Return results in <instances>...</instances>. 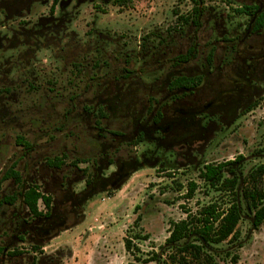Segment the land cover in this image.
Segmentation results:
<instances>
[{
    "label": "rangeland",
    "instance_id": "obj_1",
    "mask_svg": "<svg viewBox=\"0 0 264 264\" xmlns=\"http://www.w3.org/2000/svg\"><path fill=\"white\" fill-rule=\"evenodd\" d=\"M202 1L205 17L197 29L190 24L181 26L177 20L192 11L191 0H132L125 6L117 0H62L54 13L50 10L53 0H0V178L17 162L24 180L21 186L5 182L2 194H17L22 186L36 181L59 209L62 203L55 188H47L39 175L46 166L45 158L66 155L59 172L62 188L69 189L71 196L85 189V181L91 179L96 167L111 164L103 172L109 176L116 171L117 161L137 162L136 171L115 190L98 193L76 208L77 218L70 229L44 243L24 235L25 243L13 247L21 255H0L1 264H168L170 251L162 247L173 222L207 204L215 202L226 208L233 200L229 193L208 188L200 178L203 167L238 162L233 167L241 188L248 173L264 165V82L256 83L259 93L251 106L240 109L235 121L214 131L207 146L189 157L184 152L176 155L178 147L157 146L143 139L113 147L107 131L131 133V118L115 121L108 116L96 129L97 116L88 113L93 105L98 108L117 88L133 85L134 80L145 87L139 98L141 106L149 107L148 112L154 109L161 97L157 91L172 69L171 60L181 43L199 45V57L189 62L188 69L201 66L210 53L212 59L214 52L219 58L226 55L213 49L212 42L233 26L244 29L247 18L233 10L241 4ZM220 15L224 21L215 28L213 16L219 19ZM208 16L212 18L206 21ZM20 32L26 36H19ZM165 45L172 52L164 55L170 60L161 70L163 62L157 53L162 55ZM154 81L158 83L153 88L156 91L149 93ZM100 108L105 110V106ZM83 111L84 120L80 116ZM99 129L106 132L104 148L94 139ZM18 135L34 144L26 158L16 145ZM192 181L198 189L187 199ZM20 203L21 198L13 208L19 209ZM241 205L240 239L211 245L216 264H264V225L255 229L252 213L242 200ZM40 208L46 211L43 204ZM5 234L0 235V245L10 242ZM126 241L131 243L129 251ZM38 242L42 246L35 250ZM155 253L160 262L149 260Z\"/></svg>",
    "mask_w": 264,
    "mask_h": 264
},
{
    "label": "flooded vegetation",
    "instance_id": "obj_2",
    "mask_svg": "<svg viewBox=\"0 0 264 264\" xmlns=\"http://www.w3.org/2000/svg\"><path fill=\"white\" fill-rule=\"evenodd\" d=\"M234 1L240 3L241 6L233 10L249 7L256 8V13L249 14L248 11L246 12L248 14H245L244 17L247 18V23L244 29L239 25L233 26L230 29L231 31L224 30L219 40L212 42L213 49H221L222 53H226V55L219 58L214 52L211 63L207 61L206 57L201 66L188 69L186 66L189 62L182 63L177 58L187 54L191 48H194L198 53L200 50L199 45L198 43L192 45V42L190 44L181 43L178 53L171 60L173 67L166 73L163 85L157 91L161 97L156 100L155 107L150 112H148L149 107L146 105L141 106L139 98L141 89H145V87L138 80H134L133 85L117 88L112 97L98 104V108L93 105L92 111L88 113H93L95 117L98 116L100 107L105 106L104 111L107 116L100 118L101 124L110 116L115 121L129 117L131 118L130 123L134 125L131 133L121 131L117 135L99 129L97 138L94 139L100 147L107 146L103 143V140L107 138L106 134L110 135V142H112L113 147L117 144V147H120L125 141L129 143L142 137L143 140L157 146L178 147L179 152L176 155L179 156L180 152H184L189 157L194 152L200 153L207 146L214 131L218 130L217 132H219L222 126L224 127L225 124L230 125L232 121H235L239 116L240 109L245 110L251 106L254 97L259 93L256 83L264 82V27L256 28L258 17L262 16L264 18V0ZM6 11L8 10L6 9ZM201 14L202 17H205L204 12ZM213 17L214 27L218 28L219 22L224 21V17L222 15L218 17L219 19ZM211 18L212 16H208L206 21ZM191 40L193 41V39ZM163 42L167 44L168 41ZM223 43L224 45H222ZM161 51H163L162 55L157 54L158 60L163 62L160 67L163 70L170 60L165 58L164 55L167 56L172 50L168 45H165V48ZM137 75H140V73L138 72ZM181 76L200 78L201 83L197 87L189 89H172V80ZM157 84L155 81L150 84L149 93L156 91L154 89ZM130 86H133L132 91ZM122 89L125 92L122 93ZM169 99L172 100L170 104H168ZM85 115L86 112L83 111L80 116L83 119ZM97 121L98 118L96 117L94 122L96 129H98ZM116 165L117 167H124L119 161L116 162ZM104 167H109V164ZM58 172L59 170L49 169L45 166L41 167L40 174L38 173L45 180L44 183L47 188H55L58 202L59 204L62 203L61 207L57 209L59 211L58 215L51 217L47 221L46 227H42L44 231H51L67 219H72L73 214H70L67 205L71 201L72 203L77 202L71 196L69 189L64 190L62 188L64 180ZM0 225L4 232H11L15 229L24 233L32 229L26 224L22 213H12L8 206L5 211H0ZM36 228L31 233H36ZM40 233H42V230ZM10 243L11 240L9 243L5 242L4 244ZM1 263L2 261H0Z\"/></svg>",
    "mask_w": 264,
    "mask_h": 264
},
{
    "label": "trees",
    "instance_id": "obj_3",
    "mask_svg": "<svg viewBox=\"0 0 264 264\" xmlns=\"http://www.w3.org/2000/svg\"><path fill=\"white\" fill-rule=\"evenodd\" d=\"M62 0H53L51 5V13H54L55 8ZM132 0H117L120 6H125ZM194 4L192 11L185 16L177 18L179 23L183 25H192L199 29L202 27L201 18L203 12L202 0H191ZM256 8L242 7L234 10L238 15L253 14ZM248 11V13H246ZM256 13V12H255ZM256 28L264 27V18L262 16L257 19ZM180 27V24H178ZM22 33L20 32L22 37ZM23 39V38H22ZM197 51L191 48L187 54L179 56L177 59L182 63L190 62L195 59ZM212 54L207 56V61L212 62ZM201 83L200 78H187L185 76L174 78L171 82L172 89H189L197 87ZM107 116L103 109L99 110L97 116V126H101L100 118ZM110 134H119V132H111ZM143 138L141 137L140 140ZM16 145L21 147L26 158L34 151V144L27 140L23 135L16 137ZM66 155L53 156L45 158L46 168L53 170H61L64 166ZM84 160V159H82ZM243 157H239L242 161ZM124 167H117L116 171L109 176L103 174L108 167H96L91 179L85 181V189L73 196L77 202H69L67 205L70 214H73L72 219H67L61 225L53 228L51 231H44L47 221L51 217H56L59 211L56 209V202L49 193L41 191V187L36 181H31L28 187L23 188L17 194H2L3 184L7 181L14 182L16 185H23L24 180L21 172L17 169L18 163L13 162L12 165L2 174L0 178V211H5L7 206L10 207L12 213H22L26 224L32 229L21 233L13 229L11 233V243L0 248V255L8 254L12 257L20 256L19 251L13 249L16 243H25L24 235L36 236L37 241L46 242L60 232L70 229L77 218L75 209L83 206L88 200L93 198L98 193H108L115 190L119 185L128 180L136 171L135 165L137 162L129 161L121 162ZM238 162H224L219 164L208 163L200 172V178L208 186V188L219 193H229L233 200L228 207L223 208L218 203H210L203 206L197 213H187V217L179 222H173L169 231V237L166 239L164 250L170 251L168 254V264H216L211 254V245H218L225 241L236 242L240 239L238 225L243 219V210L241 200L245 203L247 212L252 213V225L255 229H259L264 225V165H259L252 169L243 181L240 188V177L235 172L234 165ZM111 164H109L110 166ZM229 177H226L225 174ZM112 182V183H110ZM109 183V184H108ZM198 185L196 182H190L187 188V199L193 198ZM21 198L19 209L13 208ZM72 199V200H73ZM43 204L46 211H42L40 206ZM27 212V213H26ZM31 219V221L29 220ZM82 218H80V221ZM79 221V222H80ZM45 226V227H44ZM37 227L36 233L33 232ZM44 227V228H42ZM39 228V229H38ZM42 230V233L40 231ZM36 234V235H35ZM38 236V237H37ZM15 239V240H14ZM34 244V249L41 248L42 244ZM33 243V242H32ZM8 249L5 253V250ZM126 249H131L130 241H126ZM150 261L160 262V255L155 253L149 259ZM237 257H233L234 263L237 262Z\"/></svg>",
    "mask_w": 264,
    "mask_h": 264
},
{
    "label": "crops",
    "instance_id": "obj_4",
    "mask_svg": "<svg viewBox=\"0 0 264 264\" xmlns=\"http://www.w3.org/2000/svg\"><path fill=\"white\" fill-rule=\"evenodd\" d=\"M4 233H6V234H5V239H6L7 236H9V239L11 240V238H10V237H11V233H10L9 231H8V232H4V231H3L2 233H0V235H1V234H4ZM14 240H15V239H14ZM18 244H19V245H23V243H18ZM4 245H5V244L0 245V248L3 247ZM14 245H15V244H14ZM7 251H9V250L6 249V250H5V253H6ZM5 255H6V254H5Z\"/></svg>",
    "mask_w": 264,
    "mask_h": 264
}]
</instances>
